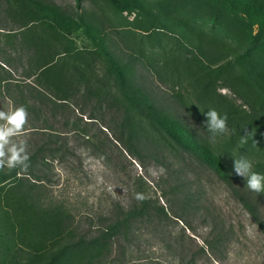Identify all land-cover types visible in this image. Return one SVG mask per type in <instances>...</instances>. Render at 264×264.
I'll return each instance as SVG.
<instances>
[{
	"label": "rangeland",
	"instance_id": "rangeland-1",
	"mask_svg": "<svg viewBox=\"0 0 264 264\" xmlns=\"http://www.w3.org/2000/svg\"><path fill=\"white\" fill-rule=\"evenodd\" d=\"M9 2L13 14L8 29L32 21L31 27H37L35 22L44 20L63 31L65 40L59 37L50 43L59 53L65 44L74 54L58 58L45 49L41 61L58 60L60 68L42 77L50 83L64 76L80 92L89 88L96 123L88 126L90 144L79 150L80 162H54L46 171L50 182L0 179V264H47L55 252L83 234L86 239L95 237L99 216L117 204L127 206L134 177L141 176L154 189L162 168L152 163L141 168L114 141L126 121L138 136L159 147L169 139L164 129L195 138L232 172V184L264 215V193L250 191L233 171L234 160L245 156L264 174V0ZM52 35L54 31L47 33ZM106 55L124 73V84L108 66ZM16 83L11 72L0 69V110L9 111L20 100ZM65 90L74 93L72 88ZM149 91L152 103L169 109V118L146 115L148 105L141 97ZM209 109L228 117L229 132L214 140L205 127ZM45 118L46 114H32L25 128L46 127ZM28 132L17 139L27 140ZM246 132L250 133L244 137ZM166 152L177 159L183 181L200 190L203 209L198 216L216 217L224 241L216 242L211 222L204 227L193 218L196 230L189 231L173 219L163 227L144 225L127 239L68 247L54 264H264V238L230 190L214 175L182 162L180 148ZM159 195L156 191L155 197ZM158 204L167 209L164 199ZM205 239L214 255L204 247Z\"/></svg>",
	"mask_w": 264,
	"mask_h": 264
},
{
	"label": "trees",
	"instance_id": "trees-1",
	"mask_svg": "<svg viewBox=\"0 0 264 264\" xmlns=\"http://www.w3.org/2000/svg\"><path fill=\"white\" fill-rule=\"evenodd\" d=\"M76 2L79 5L82 0H76ZM9 3V0H0V37L5 38L3 41L0 40V44H4L0 46V62L4 68L0 67V69L7 73L11 72L15 76L17 82L15 87L21 93L20 100L15 104V107L25 106L28 119L32 114H46V127L33 125L25 128V131H29V137L26 141L30 155V166L27 171H22L20 168L0 170V179L29 178L33 182L43 184L50 182L46 171L50 170L54 162L60 163L69 159H77L80 162L79 150L90 144L88 126L93 125L91 123H96L93 116L95 108L89 107L92 105L91 91L86 86H84V91L80 92L81 90L77 85L71 83V79L66 81L64 76L61 80L59 78L52 79L50 83L42 77L43 74L51 73L60 68L58 67V60H51L48 63L41 61V54L45 49L51 51L55 57L74 54V50L65 44H61L62 52L59 53L50 43V39L55 41L59 37L65 40V35H62L63 31H57L56 26L49 25L44 20L35 22L39 24L37 27H31L34 23L32 21L16 29H8V19L13 14V9L10 8ZM29 24L31 25L28 26ZM44 27L48 29V32L44 30ZM38 28L41 29L40 32H36ZM52 31L55 35H52L53 37L47 36V33ZM106 57V62L109 67L115 70L119 83L124 84V73L110 55H106ZM33 69L38 71L41 76L35 75L32 72ZM66 88H72L70 91L74 93L71 94L72 92L66 91ZM150 95L151 92L149 91L141 97L142 101L148 105L146 115L148 117L169 118V109L160 105L156 106L154 102L150 101ZM123 96L124 100L132 101L131 103L135 105V102L126 94ZM139 111L143 113L140 108ZM83 117H86L88 121L83 122ZM79 123H82L83 126ZM121 128L119 134L114 138L116 144L121 145L126 155L131 159L139 161L141 168L145 169L146 163H152L162 168L164 173L161 176V181L154 186V189H151V186L141 176L134 177L131 189V192L133 190L134 192L131 193L129 204L127 206L117 204L113 210L105 212L106 215L99 216L95 225L97 233L95 237L86 239L83 234L76 242H69L65 249L55 252L47 264H54L68 247L79 248L82 245L96 247L120 236L127 239L128 236L140 230L144 225L161 226L166 221L173 219L179 220L189 231L196 230L193 218H196L197 221L200 220V224L204 227H207L211 222L210 232L216 234V242L224 241L221 232L223 226L220 225L222 228L220 229L216 217L198 216L203 209L201 192L195 184L183 181L184 173L180 169H176L177 159L166 152L167 150H177V147L182 151V162L198 169L201 173L214 175L220 183L230 190L231 194L251 216L264 238V215L259 211V207L251 201L247 193L232 184V172H229L220 161L209 155L195 138L186 136L184 130L182 132L186 137L182 138L172 128L164 129L163 131L169 139L166 140V146L159 147L155 141L138 136L127 121L125 125H121ZM120 156L123 157L121 152H119ZM192 185H195V190H193ZM156 191H159V198L165 200L167 209L158 204L159 198L158 196L155 197ZM136 193H143L148 199L142 202L137 201L135 199ZM204 243V247L213 254L212 244L207 239L204 240ZM201 252H205L203 247Z\"/></svg>",
	"mask_w": 264,
	"mask_h": 264
},
{
	"label": "clouds",
	"instance_id": "clouds-1",
	"mask_svg": "<svg viewBox=\"0 0 264 264\" xmlns=\"http://www.w3.org/2000/svg\"><path fill=\"white\" fill-rule=\"evenodd\" d=\"M205 127L214 140L217 135L227 134V114L221 115L216 109H209L206 113ZM28 124V112L21 105L9 111L0 110V170L20 168L27 171L30 166L28 144L24 139H17L25 132ZM250 132H246L247 137ZM242 137V139L244 138ZM233 171L243 177L247 188L255 193H264V174L254 170L251 159L241 156L234 160ZM137 201H144L148 197L143 193H136Z\"/></svg>",
	"mask_w": 264,
	"mask_h": 264
}]
</instances>
